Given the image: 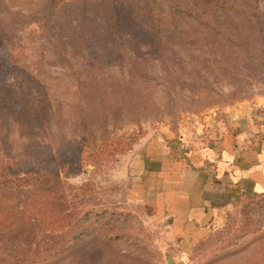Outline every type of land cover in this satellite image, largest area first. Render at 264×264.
<instances>
[{"label": "rangeland", "instance_id": "1", "mask_svg": "<svg viewBox=\"0 0 264 264\" xmlns=\"http://www.w3.org/2000/svg\"><path fill=\"white\" fill-rule=\"evenodd\" d=\"M250 109L264 0H0V180L19 177L0 186V264H264V196L177 261L128 197L147 140L200 146ZM29 198L66 201L67 223L12 213Z\"/></svg>", "mask_w": 264, "mask_h": 264}, {"label": "crops", "instance_id": "2", "mask_svg": "<svg viewBox=\"0 0 264 264\" xmlns=\"http://www.w3.org/2000/svg\"><path fill=\"white\" fill-rule=\"evenodd\" d=\"M228 122L200 146L149 139L135 159L128 197L150 207L175 261L222 223L233 202L264 195V115L242 110Z\"/></svg>", "mask_w": 264, "mask_h": 264}, {"label": "trees", "instance_id": "3", "mask_svg": "<svg viewBox=\"0 0 264 264\" xmlns=\"http://www.w3.org/2000/svg\"><path fill=\"white\" fill-rule=\"evenodd\" d=\"M19 179V177H14V179L12 178H3L2 180H0V186L3 187H7V185H11L14 183H16ZM16 181V182H15ZM246 196H264V195H244L242 197H246ZM58 202L55 201H45V200H41V201H33L32 198H29L27 200V203L24 205V207L21 209L20 212L17 211H12V213H16V215H18V217L22 216L25 212L28 213V216H32L33 213H38V215L40 214V216H42V218H44L47 221V226L52 228L55 227H63L64 224L67 223V219H68V211L69 210V203H67L66 201H60L57 199ZM144 205V204H143ZM148 210L150 211V215L152 213V210L150 209L149 206L145 205ZM6 212H10V210L8 209ZM33 219V218H32ZM72 240H74L73 242H75V239L73 238ZM199 244V243H198ZM58 252V250L55 251V253ZM53 255L51 254L49 257L51 258ZM49 259L44 258V261H48ZM35 263L34 261L31 262V264Z\"/></svg>", "mask_w": 264, "mask_h": 264}, {"label": "water", "instance_id": "4", "mask_svg": "<svg viewBox=\"0 0 264 264\" xmlns=\"http://www.w3.org/2000/svg\"><path fill=\"white\" fill-rule=\"evenodd\" d=\"M166 262H167L168 264H173L172 259H171L170 257H168V256H166Z\"/></svg>", "mask_w": 264, "mask_h": 264}]
</instances>
